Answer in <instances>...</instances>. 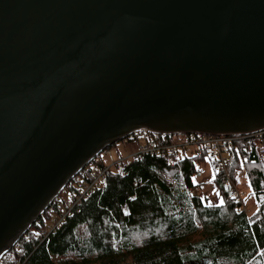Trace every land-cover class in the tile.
I'll return each instance as SVG.
<instances>
[{"label":"water","instance_id":"water-1","mask_svg":"<svg viewBox=\"0 0 264 264\" xmlns=\"http://www.w3.org/2000/svg\"><path fill=\"white\" fill-rule=\"evenodd\" d=\"M139 129L264 130V0H0V257Z\"/></svg>","mask_w":264,"mask_h":264},{"label":"trees","instance_id":"trees-1","mask_svg":"<svg viewBox=\"0 0 264 264\" xmlns=\"http://www.w3.org/2000/svg\"><path fill=\"white\" fill-rule=\"evenodd\" d=\"M205 155H147L118 163L104 187L55 232L36 236L42 217H50L46 211L2 253L0 264H264V135L235 142L228 154L227 171L233 179L239 171L253 197L251 212H237L213 163L221 202L190 194ZM100 161L91 162L102 167ZM60 194L62 200L66 192ZM52 205L57 213L59 202Z\"/></svg>","mask_w":264,"mask_h":264},{"label":"built area","instance_id":"built-area-1","mask_svg":"<svg viewBox=\"0 0 264 264\" xmlns=\"http://www.w3.org/2000/svg\"><path fill=\"white\" fill-rule=\"evenodd\" d=\"M263 135L264 130L249 135H203L198 133L164 134L139 129L130 135L131 139L141 140V144L138 146L137 150L128 157L118 159L113 165L125 160H135L147 155L159 156L162 154L175 153L177 151L199 154L203 151L208 159L215 163L216 171L223 173V189L228 198L238 203L237 212L246 213L247 209L243 204L244 195L236 188L233 178L227 171L229 166L228 154L235 142L244 138L260 137ZM108 170V166H89L86 167L83 172L81 171L82 175L75 176L65 188L68 190V193L63 199V203L59 208V213L47 222L41 233L42 236L39 237L44 239L49 234L55 232L65 219L73 214V211L84 199L97 189L103 188ZM233 177H238L237 171L233 172ZM47 209L50 213L53 212V206L49 205Z\"/></svg>","mask_w":264,"mask_h":264},{"label":"rangeland","instance_id":"rangeland-1","mask_svg":"<svg viewBox=\"0 0 264 264\" xmlns=\"http://www.w3.org/2000/svg\"><path fill=\"white\" fill-rule=\"evenodd\" d=\"M140 142L141 140H129L128 138L124 140H119L112 144L108 149V152H110L113 157L108 154L107 150H104L98 154V158L101 159L104 165H111L112 162L116 161L120 157H128L129 153H132L133 151L137 150ZM184 155L187 154L184 152H176L175 154L176 158H181ZM109 157H111L112 159L110 160ZM89 165L92 167L94 165V162L89 163ZM197 167L199 168V172L193 176V181L198 185L190 188V194L205 197L207 198L210 204L220 203V194L217 192L216 188L212 183V178L214 175L212 164L210 163L208 158L205 157L203 160L197 162ZM236 184L239 189H242L245 192V202L248 207L247 212L253 211L255 209V204L253 197L249 193V188L246 184L245 178L243 176L237 178Z\"/></svg>","mask_w":264,"mask_h":264},{"label":"crops","instance_id":"crops-1","mask_svg":"<svg viewBox=\"0 0 264 264\" xmlns=\"http://www.w3.org/2000/svg\"><path fill=\"white\" fill-rule=\"evenodd\" d=\"M109 149V148H108ZM108 149H107V152H108ZM108 154H110V152H108ZM111 155V154H110ZM112 156V155H111ZM113 157V156H112ZM100 159V158H99ZM109 159L111 160L112 158L109 157ZM101 160V159H100ZM101 163L103 164V162L101 161Z\"/></svg>","mask_w":264,"mask_h":264}]
</instances>
